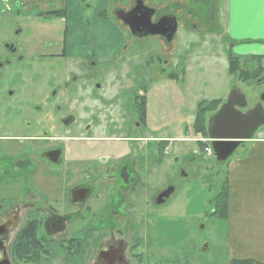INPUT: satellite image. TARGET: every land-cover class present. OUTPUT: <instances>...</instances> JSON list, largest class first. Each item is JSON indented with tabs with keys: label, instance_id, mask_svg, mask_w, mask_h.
I'll return each instance as SVG.
<instances>
[{
	"label": "flooded vegetation",
	"instance_id": "flooded-vegetation-1",
	"mask_svg": "<svg viewBox=\"0 0 264 264\" xmlns=\"http://www.w3.org/2000/svg\"><path fill=\"white\" fill-rule=\"evenodd\" d=\"M188 3L0 0V264H178L176 236L162 223L172 218L160 211L190 198L178 175L161 172L160 145L167 140L146 136L157 123L137 68L156 60L155 70L175 80L171 55L180 25L203 29L197 31L203 42L220 38V0ZM142 5L154 10L152 23L175 18L170 40L169 25L157 28L164 36L138 37L117 17L137 7L143 19ZM98 19L132 40L154 37L167 51L141 64L139 47L126 37L119 51L113 42L109 55L99 52ZM185 157L191 168L194 158ZM199 221L196 234L183 232L191 244L183 256L194 258L195 238L197 250L208 243Z\"/></svg>",
	"mask_w": 264,
	"mask_h": 264
},
{
	"label": "rangeland",
	"instance_id": "rangeland-1",
	"mask_svg": "<svg viewBox=\"0 0 264 264\" xmlns=\"http://www.w3.org/2000/svg\"><path fill=\"white\" fill-rule=\"evenodd\" d=\"M119 1H121V5L128 7L130 0ZM148 1H150L151 5L159 6L163 0ZM164 1L170 3L171 0ZM180 1L186 7L189 5V0ZM227 2L228 0H220L219 3L221 6L220 12L223 15L222 26H224L220 38H214V40L205 38L203 42L197 33V31L204 32L203 29L188 31L187 28L180 25L177 39L174 40L176 42L174 47H178V49L172 50L171 55L172 63L175 65L173 71L178 76L177 79L170 80L162 75L160 71H156L153 66L156 60H153L147 69L146 64L137 68V75L140 76L138 86L142 88L141 91L147 98L148 113L152 115L155 111L154 121L157 123V131L150 132L147 129L146 136H149L151 133L152 136L158 138L173 137L176 140V137H183V140H186L183 142L182 140L171 142L169 143L170 145L168 144L163 149L162 145H160L161 172L163 176L178 175L179 180L177 182L184 188L183 194L184 192L187 193V196L190 198L188 205H186L185 200L178 201L176 199L166 210L162 208L160 211L165 219L172 218L167 222L162 220V223L165 227L169 226L171 232L176 236L177 245L179 244L178 264H214V262L221 260V243L215 242L217 237L214 230H212V225L207 214L212 209L209 200L224 179L226 163L217 164L212 155L208 156L200 150L196 141H205V139H201L199 135L194 134L191 128L197 105L202 101L212 100H220V104H223L227 100L230 90L236 86L239 92L245 96L246 106L242 110L240 109L244 113L253 108L259 102L260 94L264 93V74L261 76V80L242 83L227 72V52L238 55L236 52L244 49L243 45L239 47L237 44L229 46V41L233 40L227 34V20L224 19H227L229 16ZM178 14L184 16V12H179ZM110 23H114L116 28L119 26L116 20L110 19ZM4 26V21L0 20V37L4 33ZM26 26L29 27V24H24L23 28L26 29ZM94 31L96 39H98L97 49L100 52L106 48L108 55L111 53V44L113 42L112 50L114 52L119 51L123 42H126V37H128L126 30L121 29L117 31L110 29L100 19L97 20ZM42 33L52 34L46 28L42 30ZM24 37V34L19 36L20 40L24 39ZM128 39L130 40L131 38L128 37ZM129 43L130 45L134 44L139 47L138 61L141 64L146 60L153 59L155 55L161 57L167 51L163 44L158 42L154 37L141 39L140 42L131 39ZM261 58L258 62L254 61L253 65L260 63L264 66V57ZM250 63L252 62L249 61ZM245 67L249 69V65ZM186 129L188 130L187 133L185 132ZM185 155L194 158L191 168L184 166L186 162ZM181 168L185 169L183 176L180 175ZM162 183L164 184V179ZM180 184L176 183V185ZM164 213L168 215L164 216ZM198 221L203 225L201 238L203 237L204 241L209 243V250L207 252H204V254L198 253L200 260L195 258L197 255L196 251L200 250H197L198 244L196 238L193 243L194 258L189 255L183 256L186 245L191 246V244L183 242V232L189 229L190 233L196 234L197 232L194 229H197L196 222Z\"/></svg>",
	"mask_w": 264,
	"mask_h": 264
},
{
	"label": "crops",
	"instance_id": "crops-1",
	"mask_svg": "<svg viewBox=\"0 0 264 264\" xmlns=\"http://www.w3.org/2000/svg\"><path fill=\"white\" fill-rule=\"evenodd\" d=\"M229 2L227 34L235 45L244 46L236 53L241 60L250 62H253L252 56L264 57L260 55L264 54V0ZM161 138L169 142L186 141L183 137ZM225 163L224 213L215 216L213 208L206 213L217 237L215 242L221 243V260L214 264L242 260L264 264V126L252 139L243 142Z\"/></svg>",
	"mask_w": 264,
	"mask_h": 264
},
{
	"label": "water",
	"instance_id": "water-1",
	"mask_svg": "<svg viewBox=\"0 0 264 264\" xmlns=\"http://www.w3.org/2000/svg\"><path fill=\"white\" fill-rule=\"evenodd\" d=\"M142 8L145 10L143 19L138 17L142 12L137 7L125 16L117 14V17L138 37L156 34L164 36L165 33L157 28L169 25L167 39L170 40L176 30L175 18L170 15L169 24L160 20L152 23L154 10L143 5ZM259 99L253 108L243 113L240 109L246 106L245 96L234 86L227 100L216 112L206 118L209 145L217 164L224 163L244 141L252 139L258 128L264 126V93L260 94ZM207 248L208 243H203L200 252H206Z\"/></svg>",
	"mask_w": 264,
	"mask_h": 264
},
{
	"label": "trees",
	"instance_id": "trees-1",
	"mask_svg": "<svg viewBox=\"0 0 264 264\" xmlns=\"http://www.w3.org/2000/svg\"><path fill=\"white\" fill-rule=\"evenodd\" d=\"M227 72L229 75L234 76L242 83H250L254 82L258 79L261 80V76L264 74V66L260 63L257 65H249L248 60H241L238 55L233 53L227 52ZM263 56H252V61H257L262 59ZM260 62V61H259ZM249 65V69L245 66ZM177 75L174 74L172 76L173 79H177ZM222 104V103H221ZM220 100H212V101H202L200 102L195 111L194 120L192 123V131L194 134L200 136L201 139H205V141H196L200 147L201 151H204L205 147L209 145V142L206 141L208 138L207 131H206V118L217 111L219 108ZM187 129L185 132L187 133ZM169 144L168 141H162V149L167 147ZM210 203L213 208V214L215 216H222L224 213V208L226 206V176H224L223 181L219 185L218 189L214 192L213 196L210 198ZM233 264H258L253 263L249 260H242L233 262Z\"/></svg>",
	"mask_w": 264,
	"mask_h": 264
},
{
	"label": "built area",
	"instance_id": "built-area-1",
	"mask_svg": "<svg viewBox=\"0 0 264 264\" xmlns=\"http://www.w3.org/2000/svg\"><path fill=\"white\" fill-rule=\"evenodd\" d=\"M205 150L208 152V154H210V153H211V151H210V149H209V148H206Z\"/></svg>",
	"mask_w": 264,
	"mask_h": 264
}]
</instances>
